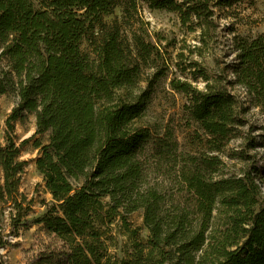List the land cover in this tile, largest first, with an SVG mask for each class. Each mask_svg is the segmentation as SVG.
<instances>
[{
    "label": "trees",
    "instance_id": "obj_1",
    "mask_svg": "<svg viewBox=\"0 0 264 264\" xmlns=\"http://www.w3.org/2000/svg\"><path fill=\"white\" fill-rule=\"evenodd\" d=\"M237 1L0 0V94L16 97L0 142V215L11 206L13 229L41 225L47 236L26 264H264V194L255 167L217 172L224 161L208 153L222 151L242 124L237 98L227 88L232 82L221 75L210 80L200 69L202 88L169 81L186 96L187 121L201 130L206 146L197 154H176L170 134L154 136L136 125L162 76L144 79L143 68L161 54L142 34L128 36L120 23L104 20L119 3L130 18L141 2L177 12L181 23L192 21L204 32L216 8ZM235 36L234 83L260 103L264 33ZM144 80L149 85L142 88ZM27 114L35 118V133L48 135L47 143L34 144L35 168L52 202L33 218L21 212L18 184L25 163L13 134ZM150 149L159 158L175 152L171 190L147 179L143 155ZM229 155L249 161L244 149ZM138 210L147 229L144 241L141 227L127 219ZM114 223L125 237L121 242L112 233Z\"/></svg>",
    "mask_w": 264,
    "mask_h": 264
},
{
    "label": "rangeland",
    "instance_id": "obj_2",
    "mask_svg": "<svg viewBox=\"0 0 264 264\" xmlns=\"http://www.w3.org/2000/svg\"><path fill=\"white\" fill-rule=\"evenodd\" d=\"M119 1L122 3L123 0ZM121 3L104 20L108 24L114 21L120 23L123 33L128 36L133 31L142 34L144 40L155 46L161 54L143 68L144 79H154L156 73L162 76L153 82L144 114L136 125L148 127L154 136L170 134L171 141L177 144L176 154L204 152L206 146L199 139V136L204 135L195 124L187 121L185 115L187 98L182 92L173 90L169 81L187 80L202 88L204 81L198 69L204 71L210 80L223 76L232 82L227 88L237 98L242 124L237 126L236 134L230 137L222 151L208 153L218 154L224 161L217 172H239L246 165H249V169L250 166L255 167L256 180L264 194V96L260 97L259 103L253 93L234 83L235 75L232 73L238 62L235 35L253 37L264 33V0H240L229 8H216L210 26L204 32L200 26L191 25L194 24L192 21L181 23L177 12L150 9L141 2L130 18L124 17ZM193 22L196 20L193 19ZM81 46L84 50H90L86 40ZM192 62L196 65L192 66ZM148 85L146 80L140 83L142 88ZM15 103L16 97L13 94H0L1 143L4 142L5 119ZM13 134L16 144H20L19 159L25 163L18 184L21 212L26 218H33L52 203L42 177L35 168L39 150L34 144L37 140L47 143L48 135L35 133V118L32 114H27L23 121L15 123ZM252 140L255 141L253 146L250 145ZM232 149L246 150L249 161L242 163L232 158L229 155ZM173 154L175 152L171 151L165 158H159L150 149L143 155L147 179L151 183L160 182L168 190L175 186ZM11 212L15 214L16 210L5 206L0 215V241L4 242L3 247H0V260L4 264H26L47 241V236L41 225H20L13 229L10 225ZM127 219L133 226L141 227L140 235L144 241L147 229L142 224L141 210L127 214ZM117 228V223H114L112 233L121 242L125 237L117 234Z\"/></svg>",
    "mask_w": 264,
    "mask_h": 264
}]
</instances>
